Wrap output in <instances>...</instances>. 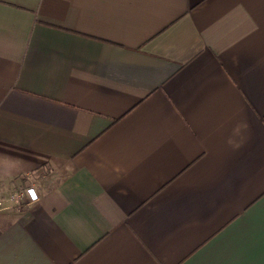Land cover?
I'll return each instance as SVG.
<instances>
[{
	"label": "crops",
	"instance_id": "crops-1",
	"mask_svg": "<svg viewBox=\"0 0 264 264\" xmlns=\"http://www.w3.org/2000/svg\"><path fill=\"white\" fill-rule=\"evenodd\" d=\"M0 264H264V0H0Z\"/></svg>",
	"mask_w": 264,
	"mask_h": 264
},
{
	"label": "built area",
	"instance_id": "built-area-1",
	"mask_svg": "<svg viewBox=\"0 0 264 264\" xmlns=\"http://www.w3.org/2000/svg\"><path fill=\"white\" fill-rule=\"evenodd\" d=\"M24 196H27L31 202L38 199L37 192L34 186H28L22 190H17L11 193L7 198H0V207H7L10 205L20 204L24 201Z\"/></svg>",
	"mask_w": 264,
	"mask_h": 264
},
{
	"label": "rangeland",
	"instance_id": "rangeland-1",
	"mask_svg": "<svg viewBox=\"0 0 264 264\" xmlns=\"http://www.w3.org/2000/svg\"><path fill=\"white\" fill-rule=\"evenodd\" d=\"M11 206V205H10Z\"/></svg>",
	"mask_w": 264,
	"mask_h": 264
}]
</instances>
